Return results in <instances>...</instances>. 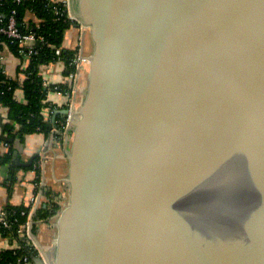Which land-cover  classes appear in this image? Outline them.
I'll list each match as a JSON object with an SVG mask.
<instances>
[{"label": "water", "instance_id": "obj_1", "mask_svg": "<svg viewBox=\"0 0 264 264\" xmlns=\"http://www.w3.org/2000/svg\"><path fill=\"white\" fill-rule=\"evenodd\" d=\"M67 10L92 52L55 243L33 264H264V0ZM1 122L11 181L37 153Z\"/></svg>", "mask_w": 264, "mask_h": 264}, {"label": "trees", "instance_id": "obj_2", "mask_svg": "<svg viewBox=\"0 0 264 264\" xmlns=\"http://www.w3.org/2000/svg\"><path fill=\"white\" fill-rule=\"evenodd\" d=\"M52 1L21 0L17 2L15 0H0V15L3 21L7 18L10 11L15 10V18L20 28H30L42 34L48 43V45L42 44L38 48V53L31 56L25 69H19V72H23L24 74L23 79L10 78L0 69V106L7 108V121L3 124V133L8 137L18 138L22 142H24L26 135L32 133L41 132L45 138L50 133L48 119H46L43 110L46 107L53 108L54 105L49 101H45L48 89L42 85V76L39 73L40 65L49 63L59 56L66 70L70 72L73 70L69 66V62L74 57L76 48H63L61 37L63 31L75 23L67 17L66 8L63 4H60V0H57L56 5L62 14L55 16L53 14ZM4 43L9 51L18 55L19 47L15 43H10L3 34H0V50L4 48ZM56 49H60L58 56L55 54ZM58 86L61 91L69 92V85L59 83ZM17 88L23 90V100L17 98ZM56 123L58 128H62V124L64 123V116L62 114L56 116ZM0 141L2 140L0 139ZM7 146L8 150L0 156V166L11 161L15 146L13 142L7 143ZM38 159L39 156H36L32 164L27 168H32ZM35 170L36 177L34 182L36 183L38 181L39 169L36 168ZM46 194L47 201L45 206H40L35 211L33 215L34 221L48 220L50 217L57 215L61 208H63V196H51L49 192ZM3 209L6 211V220L11 226L5 228L0 223V234L18 240L16 231L19 224H22L26 219V216L22 215L20 211L27 208L21 204L15 206L7 205ZM37 228L38 225L34 223L32 226L34 234L37 232ZM20 243L21 247L17 251H13L10 247L0 250V264H21L19 261L21 257L26 256L32 260L34 255H38L36 249H29L22 241Z\"/></svg>", "mask_w": 264, "mask_h": 264}, {"label": "crops", "instance_id": "obj_3", "mask_svg": "<svg viewBox=\"0 0 264 264\" xmlns=\"http://www.w3.org/2000/svg\"><path fill=\"white\" fill-rule=\"evenodd\" d=\"M61 45L66 49L78 48L84 55H91L92 52V41L90 39L88 28L85 27H77L74 24L70 27L66 28L63 31L61 37ZM2 67L5 70V74L8 77L13 79H23V73L19 72L21 69V63L23 60L20 58L19 54L16 55L9 51L8 47L4 46L2 49ZM40 73L46 78H48L52 83H61L67 74L66 68L62 65V63L57 62L51 64L48 67H40ZM86 71H82L79 74L77 86H84L86 88L87 80H85ZM83 88V89H84ZM16 95L19 100H23L24 93L23 90L17 88ZM48 100L54 103L57 107L62 108L63 104V95L58 94L57 92L48 91ZM77 108V106H76ZM0 116L2 118V124L7 121V108L4 106H0ZM1 132V127H0ZM50 136V137H49ZM49 137V138H48ZM48 137L45 138L44 134L41 132L32 133L25 136L24 139V153L22 155V160H27L30 155L35 154L40 147L44 146V151L47 149H51L53 147H57L58 150L61 148H65V135L62 133L60 136L59 133H49ZM50 139V140H49ZM55 142H59L57 145ZM69 142L66 147V151L62 154V168L64 167V172L62 169L56 170L55 165L58 163L57 161H52L48 158L50 155L53 156L51 150L48 151L47 158L44 157L43 163L41 166V174L44 175V183L46 186L45 191L43 193V199L46 200V193L49 192L51 196L57 195L63 196L64 203L66 202L67 195V185H63L64 178L67 175V151H68ZM46 147V148H45ZM8 150V146L4 144L3 141H0V156L4 154ZM51 154H50V153ZM56 151H54L55 154ZM54 157V156H53ZM8 163H4L0 166V209L6 207L7 205L15 206L21 205L28 201L30 196L35 191V182L34 179L36 177V171L32 168H20L17 169L13 179L10 181L8 179L9 168ZM58 171V172H57ZM61 180V182H58ZM66 184V183H65ZM66 186V187H65ZM47 190V192H46ZM44 202V201H43ZM51 218H56V215L50 217L46 222H39L37 232L34 234V239L37 242L38 248H41L43 252L48 253V256L56 238V223L53 224ZM56 220V219H55ZM57 221V220H56ZM55 229V232L52 229ZM49 229V231H48ZM47 230L48 236L47 238H43L45 231ZM8 242L0 235V250H3L8 247Z\"/></svg>", "mask_w": 264, "mask_h": 264}, {"label": "built area", "instance_id": "obj_4", "mask_svg": "<svg viewBox=\"0 0 264 264\" xmlns=\"http://www.w3.org/2000/svg\"><path fill=\"white\" fill-rule=\"evenodd\" d=\"M15 1L20 2L21 0H15ZM51 4H52V8H53V14L55 16L61 15L62 12L60 11L59 7L56 5L57 0H53L51 2ZM60 4H63L65 6V8H66L65 12H67L66 13L67 17L72 22L76 23V20L73 17H71L68 13V10H67L68 0H60ZM80 27H85V26L80 25ZM0 34H3L10 43H15V45H17L19 47L20 50H19L18 54H19L20 58L23 60V63H21L22 69H25L27 67V65L29 63V59L31 58V56L38 53V48L42 44L48 45L47 40L45 39V37L42 34L37 33L30 28H27V29L26 28L25 29L20 28V25L18 24V22L15 18V10L10 11L7 18L4 21L0 15ZM37 42L39 43V45H36ZM3 45L6 46L5 43ZM2 53H3L2 50H0V69L5 74V70L2 67V60H3ZM55 54L58 56L60 54V49H56ZM57 62L62 63V65L65 67L63 61L59 58V56L55 60H53L49 63L41 64L40 67H48L51 64H54ZM89 65H90V56L84 55L78 48H76V53H75L74 57L69 62V66L71 68H73V70L71 72L67 71L65 79L61 82L63 84L69 85V92L61 91L59 89V86H58L59 83H52L48 78L44 77L42 75V73H40L41 70L39 69V73L42 76V85L45 88H47L48 91L57 92L58 94H61V95H63V97L66 98L64 103L61 105V107L62 108L66 107L69 110L68 115L64 117V123L62 124V128H58V127L57 128H50V133H56L57 132L60 134V136L62 135V133H64L65 139L67 140V142H69V139L71 137V132H72V126L70 125V121L73 120L74 118H76L75 104L71 100L72 95H73V91L77 85L76 82L78 81L79 74L82 71L88 70ZM23 76H24V74H23ZM47 96H48V93H47ZM45 101H49L47 97H46ZM50 103H52V102H50ZM52 104L54 105L53 108L46 107L43 110L45 112L46 119H48V122L51 119V115L53 113V110L62 109V108L57 107L54 103H52ZM4 144L7 145V143H4ZM43 150H44V146L40 147V149L36 152L37 156H39V159L36 162L33 170H35L36 168L39 169L38 181L35 183L34 193L30 196V198L28 199L27 202L23 203V207H26L27 209H25V210L22 209L20 211V213L22 215L26 216V219L22 224H19V227L16 231V233L18 235V240L13 239L9 236H2L0 234L4 239L7 240V242L9 243L8 247L12 248L13 251H17V249L21 247L20 241H22V243H24V245L26 247H28L29 249L34 248L38 251V254H40L38 245L36 244V241L34 239L35 235L32 232V226L34 223L38 224L39 222L42 221V220L34 221L33 215H34L35 211L40 206H45V203L47 201V199L46 200L43 199V197H44L43 193L45 191L44 186H46V185H45L44 180H43L44 175H42L41 171H40V167L42 166L41 163L43 162V160H42V157H43L42 155H44ZM59 197H62V196H59ZM63 205H65L64 202H63ZM0 223L5 228H9L11 226V224L6 220V211L3 208L0 209ZM19 261L21 262V264H33V261L26 256L21 257L19 259Z\"/></svg>", "mask_w": 264, "mask_h": 264}, {"label": "rangeland", "instance_id": "obj_5", "mask_svg": "<svg viewBox=\"0 0 264 264\" xmlns=\"http://www.w3.org/2000/svg\"><path fill=\"white\" fill-rule=\"evenodd\" d=\"M86 72H87V70H86ZM86 75H87V73H86ZM85 80H87V78H86V76H85ZM77 83V82H76ZM83 88H84V86H82ZM81 88V86H77L76 85V87L74 88V91H73V95H72V101H73V103L75 104V108H76V105L78 106V104H80L81 103V101H82V99H83V97H84V94H85V90H86V88ZM65 97H63V103H64V101H65ZM50 137V136H49ZM48 137V138H49ZM47 139V138H46ZM50 140V139H49ZM64 141H65V148L63 147V148H61V150L59 149L58 150V148L57 147H53V148H51V149H49V150H51V153H53V156L52 155H50L48 158H50V160H54V161H57L58 163L55 165V167H56V170H60V169H62L63 170V172H64V167L62 168V162L63 161H60V160H62V154H64L65 153V151H66V147H67V144H68V142H67V140L66 139H64ZM56 143V145L59 143H57V142H55ZM58 146V145H57ZM46 148V147H45ZM48 149L46 150V151H44V155H42L43 157H42V160L44 159V157H46L47 158V156H48V151H49ZM54 151H56L55 152V154H54ZM50 153V152H49ZM50 153V154H51ZM43 163V162H42ZM41 163V164H42ZM34 166L35 165H33V167H32V169H34ZM40 171H41V167H40ZM58 172V171H57ZM58 182H61V180H59ZM64 182V181H63ZM63 185H66L65 184V182H64V184ZM66 187V186H65ZM64 206V205H63ZM61 210H62V208H61ZM60 210V211H61ZM60 211L57 213V215H56V218H51V220L53 221L52 223L53 224H55L57 221V218H58V216H59V213H60ZM56 219V220H55ZM46 222V220H42V222ZM41 222V223H42ZM54 232H55V229L53 228L52 229ZM48 231H49V229H48ZM34 234V233H33ZM47 236H48V233H47V230L45 231V234H44V237L43 238H47Z\"/></svg>", "mask_w": 264, "mask_h": 264}]
</instances>
